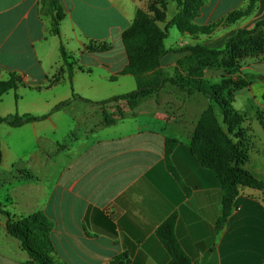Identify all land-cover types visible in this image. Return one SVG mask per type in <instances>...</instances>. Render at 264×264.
Returning <instances> with one entry per match:
<instances>
[{"label":"crops","instance_id":"0c3cea01","mask_svg":"<svg viewBox=\"0 0 264 264\" xmlns=\"http://www.w3.org/2000/svg\"><path fill=\"white\" fill-rule=\"evenodd\" d=\"M43 1L0 0V82L11 75L20 79L19 87L0 99V116L47 115L9 126L0 136L3 159L15 156L13 166L35 175V181L21 178L14 188L9 181L0 192V264H33L7 224L9 216L35 213H45L54 224L51 258L58 264H175L156 233L173 215L190 264H264V191L241 188L233 213L217 228L220 181L191 151L206 99L169 83L138 103H103L137 89L135 77L123 74L128 65L123 37L137 11L148 10L153 0H56L63 14L59 34ZM248 1L203 0L195 23H222ZM166 13L162 28L178 13L175 2L167 0ZM263 19L259 0L252 16L219 25L210 37L177 29L172 48L165 43L160 69L172 77L180 68L188 53L175 46L204 43L219 49ZM247 74L256 79L235 97L234 106L247 114V170L264 178V60L249 65ZM105 115L115 123L107 124ZM167 138L177 142L171 163L178 178L169 169Z\"/></svg>","mask_w":264,"mask_h":264},{"label":"trees","instance_id":"16d2710c","mask_svg":"<svg viewBox=\"0 0 264 264\" xmlns=\"http://www.w3.org/2000/svg\"><path fill=\"white\" fill-rule=\"evenodd\" d=\"M176 3L178 13L167 23L165 28L160 23L167 22V0H153L148 10H138L130 29L124 34L123 43L127 52L128 65L123 74L132 75L137 81V89L129 94L117 96L104 101V104L128 101L138 103L160 92L167 84H172L178 91L190 96L202 95L208 102L206 110L199 118L196 131L191 141V151L197 157L200 164L213 170L220 181L223 199L222 215L218 219L217 228L222 230L234 210V202L240 194L241 188H252L264 191V178H260L244 168L250 161V141L247 138V150L241 133L244 123V113L238 111L235 106V97L247 89L255 80H238L212 84L205 79L198 69V60L194 59L190 65L187 61H180L174 75L170 77L160 69L162 58L168 53L165 41L168 38L170 27H176L181 34L191 37H210L219 26H230L252 16L259 0H249L247 5L226 17L222 23L201 26L195 23L203 6V0H171ZM43 9L52 15L54 32L60 33V22L63 20L61 7L56 0H44ZM264 28V19L257 22L251 30L241 29L230 37L222 49L209 48L203 45L186 47L181 50H190L194 58H202L208 64L219 66L218 57L223 56V67H235L231 61L241 48V44L247 42V47H263L256 33ZM261 49V48H260ZM61 53L69 72L72 71L70 57L61 48ZM214 58V59H210ZM227 58V59H226ZM192 68L188 73L182 72ZM205 67L210 65L205 64ZM20 79L11 75L8 81L0 82V99L3 95L19 87ZM66 104V103H65ZM64 104L57 106L60 109ZM46 116L36 117L31 114L20 115L18 113L0 116V125L7 124L11 127H21L25 124L46 119ZM107 124H114L115 120L105 115ZM241 135V137H240ZM239 136V137H238ZM238 137V140L237 138ZM177 142L171 138L166 139L165 151L169 169L178 178V174L171 163V155ZM3 162V150L0 138V165ZM1 212V210H0ZM176 215L167 219L156 231L175 264H190V259L183 251L176 237ZM54 224L45 213H35L26 217L15 219L9 216L7 228L9 234L20 241L33 264H58L51 255L55 252L52 239Z\"/></svg>","mask_w":264,"mask_h":264},{"label":"rangeland","instance_id":"374dc122","mask_svg":"<svg viewBox=\"0 0 264 264\" xmlns=\"http://www.w3.org/2000/svg\"><path fill=\"white\" fill-rule=\"evenodd\" d=\"M170 32H171V35L166 39V42H165L167 48H169V49L172 48V45H174L177 42V39H176L177 36L176 35H179V32H178L177 28H175V27L172 28ZM174 33H176V35ZM256 38H258V40L261 43H263V45H262L263 47H259V49H257L256 46L247 47V42L244 44H241L240 50H238L237 54L234 55L235 57L231 59V61L233 63H235L236 66L235 67L232 66L229 69L223 67L224 62L227 61V60H224L223 56L218 57V60H219L218 65L219 66H214V65L208 64V61L206 59L194 58L192 56V52L190 50L178 51V50L184 49L186 47H194L198 44H195L193 46H186V47L175 46L174 48H175L176 52H187L188 53L187 55H185L181 59L182 61H187L186 65L189 66L190 63L192 61H194V59L198 60L197 66H199V64L204 65L203 68L198 69V72H201V75L205 79L209 80L212 84H221V83H225V82H235V81H238L241 79H244L247 81V80H251L253 78L256 79V76H257L254 74H247V67H249V65H252V63L256 64L259 61L264 60V28H261L256 33ZM200 45L207 46L204 43H200ZM207 47L211 48L210 46H207ZM222 48H219V49H222ZM210 59H214V58H210ZM205 64L210 65V67H205ZM188 66L185 70H183V69L181 70L182 72H184V74L188 73L189 70H192V68H189ZM4 99H5V101H7V99H9V98L5 97ZM12 106H13V103H12ZM246 120H247V114L244 113V123H243L242 128H241V133H239V134H242L243 139H246L244 141V143L246 146L245 148L247 150V127H245V121ZM9 129L10 128L7 124H1L0 125V136L2 138L5 137L6 133L9 131ZM27 136L28 135H25V137H27ZM238 137H236L237 140H238ZM240 137H241V135H240ZM16 160L17 159H15V156L6 157L5 159H3V162L0 165V192H2L5 185L7 186L9 181H11L13 188L18 186V183H20L21 178H24L28 181H31V180L35 181V175L32 173V171L27 170V168L25 166H22V165H14L13 166V164ZM249 162L244 165L245 169H247V165L249 164ZM2 200H4L3 196L0 195V201H2Z\"/></svg>","mask_w":264,"mask_h":264}]
</instances>
